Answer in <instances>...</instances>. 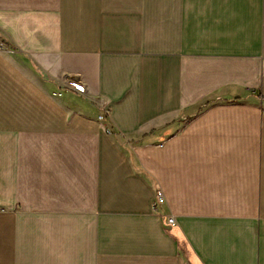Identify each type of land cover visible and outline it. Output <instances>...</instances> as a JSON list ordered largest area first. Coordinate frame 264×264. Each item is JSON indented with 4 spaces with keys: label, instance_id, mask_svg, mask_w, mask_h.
<instances>
[{
    "label": "crops",
    "instance_id": "crops-1",
    "mask_svg": "<svg viewBox=\"0 0 264 264\" xmlns=\"http://www.w3.org/2000/svg\"><path fill=\"white\" fill-rule=\"evenodd\" d=\"M0 264H264V0H0Z\"/></svg>",
    "mask_w": 264,
    "mask_h": 264
},
{
    "label": "built area",
    "instance_id": "built-area-1",
    "mask_svg": "<svg viewBox=\"0 0 264 264\" xmlns=\"http://www.w3.org/2000/svg\"><path fill=\"white\" fill-rule=\"evenodd\" d=\"M107 116H109V114H108V111L105 109L97 116V118H98V120H103ZM105 131L107 133H111V129H109V128H106ZM163 201H164V198H163L162 194L160 192H158L156 199L153 202V207H155L158 204L163 203ZM167 221H168V223H173L174 222L173 216H169L167 218Z\"/></svg>",
    "mask_w": 264,
    "mask_h": 264
}]
</instances>
